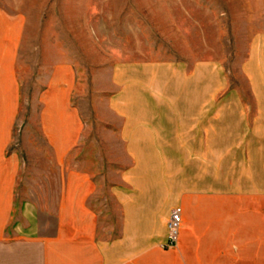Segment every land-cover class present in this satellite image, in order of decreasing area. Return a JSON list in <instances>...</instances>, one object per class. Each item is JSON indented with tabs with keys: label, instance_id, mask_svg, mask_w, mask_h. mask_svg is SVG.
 Here are the masks:
<instances>
[{
	"label": "crops",
	"instance_id": "1",
	"mask_svg": "<svg viewBox=\"0 0 264 264\" xmlns=\"http://www.w3.org/2000/svg\"><path fill=\"white\" fill-rule=\"evenodd\" d=\"M24 23L0 9V264H264L263 43L242 65L251 102L208 63L110 68L94 111L113 145L91 167L73 66L53 63L23 114ZM26 121L45 165L23 161Z\"/></svg>",
	"mask_w": 264,
	"mask_h": 264
},
{
	"label": "rangeland",
	"instance_id": "2",
	"mask_svg": "<svg viewBox=\"0 0 264 264\" xmlns=\"http://www.w3.org/2000/svg\"><path fill=\"white\" fill-rule=\"evenodd\" d=\"M0 9L25 22L17 68L24 115L33 110L29 106L53 63L75 68L74 103L89 125L90 140L81 165L94 166V154L103 157L112 149L100 142L112 130L101 126L94 108L106 100L99 91L108 86L114 66L148 60L208 63L251 102L241 70L250 45L255 40L264 45V0H0ZM17 133L24 163L45 165L48 160L35 155L45 150L35 125L26 121ZM99 161L106 165L109 159Z\"/></svg>",
	"mask_w": 264,
	"mask_h": 264
},
{
	"label": "built area",
	"instance_id": "3",
	"mask_svg": "<svg viewBox=\"0 0 264 264\" xmlns=\"http://www.w3.org/2000/svg\"><path fill=\"white\" fill-rule=\"evenodd\" d=\"M180 223H181V212L180 209L176 208L172 210L167 222L169 245L175 244Z\"/></svg>",
	"mask_w": 264,
	"mask_h": 264
}]
</instances>
